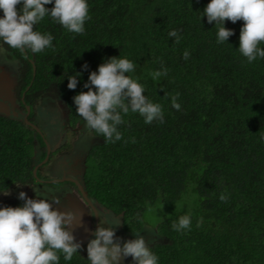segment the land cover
<instances>
[{"label":"trees","instance_id":"16d2710c","mask_svg":"<svg viewBox=\"0 0 264 264\" xmlns=\"http://www.w3.org/2000/svg\"><path fill=\"white\" fill-rule=\"evenodd\" d=\"M0 48L28 119L49 92L72 127L95 118L83 187L125 232L148 206L196 194L140 258L264 264V0H0ZM45 154L22 115L0 114V195L39 183ZM29 209L0 199V264L89 263L50 210L38 223Z\"/></svg>","mask_w":264,"mask_h":264},{"label":"rangeland","instance_id":"374dc122","mask_svg":"<svg viewBox=\"0 0 264 264\" xmlns=\"http://www.w3.org/2000/svg\"><path fill=\"white\" fill-rule=\"evenodd\" d=\"M6 57L5 51L0 48V80H5L8 83V81L11 82V77H13L11 83H16L18 77V66L14 65L13 61ZM6 89L8 90L7 96L8 98L11 97L12 103L9 102L8 98L4 99L6 103L3 110L5 111V114L9 116H18L21 111L19 109L20 103L17 99L18 96L16 92L13 91V86ZM35 103L36 106L39 107L35 109V107L32 106V112L34 113H32V120L36 122L39 129L43 131L48 144L52 145L51 136L53 137V144H62L65 139L71 140L73 134L70 130L72 129V126L70 127L67 122L64 101L60 100L53 92H49V94L40 96L38 98V102ZM43 115L45 116V122H52L54 125L51 123L48 125L41 124L39 120L44 117ZM93 122H95V118L93 117L89 119V122L88 119L83 122V117L79 120L78 129H76V134L73 139L75 142L72 144L73 141L71 140V145H74V147L77 148L80 156H78L76 152L68 155V160H73V163L67 165L66 167L62 164V170L65 168L68 173L75 172L78 175L81 174L85 154L89 146L97 141V137L91 132L89 126V123ZM51 129H53V133L49 131ZM57 131L58 133H56ZM67 132L70 134L69 136L67 135ZM71 148L73 151L74 148ZM37 156L38 155L36 154L34 155V162L36 161ZM56 166L57 160L54 161L53 168L50 171V175H52V177L54 174H58ZM33 185H31L29 192L26 190L27 194H24L33 200V202H31L32 207L30 208L32 221H38L39 219L40 210L38 206L46 204V206L52 210L53 215L63 223L64 227L61 229V234L64 241L76 245L83 253L88 251L92 252V243H94V238L93 235H91V231L94 228V222H96L94 216L95 213L88 205L83 203L77 190L74 189L71 193V190H68V192L67 190L61 191L58 187L49 185H40V187L38 186L39 184ZM23 189L18 185L12 186L0 195V199L10 200L14 198L17 193H20L21 190L23 191ZM195 198L196 194L191 189H188L181 195V197L173 202H157L152 206H148L142 215V227L136 233L125 232L121 228V219L118 215L107 209L105 210V207H101V205L99 206V204H96L98 207L97 212L99 214V226H96L102 234H108L107 236L102 235L103 240L101 241L104 258L107 261V264H143V262H145V264H149L146 259L133 258L135 257L133 254L134 248L150 245L158 240L159 236L156 232L154 224L175 213L177 210L189 207ZM40 201H42V203H40ZM95 230L96 237L98 235L100 237L101 234L97 233L96 227ZM96 257L99 258L97 255ZM98 258L97 261L99 264H104V259L102 260L100 257V261Z\"/></svg>","mask_w":264,"mask_h":264},{"label":"flooded vegetation","instance_id":"af4514ba","mask_svg":"<svg viewBox=\"0 0 264 264\" xmlns=\"http://www.w3.org/2000/svg\"><path fill=\"white\" fill-rule=\"evenodd\" d=\"M6 54V58H8V59H10L11 61H13V58L9 55V54H7V53H5ZM6 61V60H5ZM18 66V65H17ZM20 68V67H19ZM19 68H18V70H19ZM20 74H21V71H20ZM18 79V78H17ZM11 82H12V80H11ZM10 81L7 83V85H8V87H10V86H13V91L14 92H16V94H17V91H18V84H17V81H16V83H11ZM6 91L8 92V90L6 89ZM23 93H24V91H22L21 92V95L20 96H18V98L17 99H19L20 97L22 98L23 97ZM49 94V93H48ZM46 95V94H45ZM43 96V95H42ZM58 97V96H57ZM39 98V97H38ZM38 98L36 99V101L35 102H38ZM59 99L61 100V98L59 97ZM34 102V104H33V106L35 107V109L37 108V107H39V106H36V103ZM27 106V105H26ZM26 106H22L21 104H20V113L18 114V117H20V115H22V117H24L25 116V114H26V118L28 119V115H29V113H30V106H29V112L27 113V109H26V112L24 113V108H26ZM65 107V106H64ZM33 109V108H32ZM65 109H66V107H65ZM66 111H67V109H66ZM23 112V114H21ZM33 113V112H32ZM31 113V118H29L28 119V121H29V124H30V126L32 127V128H34V130H36L37 131V133L41 136V138L43 139V141H44V143H45V149H46V154H45V156H44V158L42 159V160H40V162H36L35 163V165L33 166V169L35 168V166L37 165V168L40 170V173H41V176H36V179L38 178L39 180H37L39 183H33V182H30V183H27L26 184V188H25V186H23L24 187V189H23V191L21 190L20 191V193H17L16 194V196H15V198L17 199V198H25V199H27L28 201H29V203H30V208L32 207L31 206V202H33V200L30 198V197H28V196H25L27 193H26V190L29 192V190H30V188H31V185H33V184H39L38 186L40 187V185H49V186H53V187H58V189H60L61 191H63V190H67V192H68V190H71V193H72V190H74V189H76L77 190V192L79 193V195H80V199L83 201V203L84 204H86V205H88L89 206V208L90 209H92L91 208V206L85 201V199L82 197V195H81V193H80V191H79V188H78V184H76V182H75V180L77 181V182H79L80 184H82V186H83V181H82V174H83V170H84V160H85V157H86V154H85V157H84V159H83V170H82V172H81V174L80 175H78V174H76L75 172H71V173H68L66 170H65V168H64V170H62L61 169V165L63 164L64 165V167H66L67 165H70V164H72L73 163V160H68V158H67V156L68 155H70V154H72V153H77L78 154V156H80V154L78 153V150H77V148H75L74 147V145L72 146L71 145V140L73 141L72 142V144L75 142V140H73L74 139V137H75V134H76V129H78V124L76 125V126H73L72 127V129L70 130V132L73 134L72 135V138H71V140H66L65 139V141H64V143H62V144H53V137L51 136V143H52V145H50V144H48V142H47V140H46V138H45V135H44V133H43V131H41L40 129H39V126H38V124L36 123V122H34L33 120H32V116H33V114ZM44 116V115H43ZM66 116H67V112H66ZM45 120V116L44 117H42L40 120H39V122L41 123V124H43V125H48V124H52V125H54L52 122H50V123H47V122H45L44 121ZM67 122L69 123V126L71 127V125H70V122L68 121V118H67ZM52 130L53 129H51V130H49V131H51V133H53L52 132ZM75 130V131H74ZM56 133H58V131L56 132ZM67 135L69 136L70 134L67 132ZM34 136V139L36 140V141H38L37 140V137H36V133L33 135ZM92 145V144H91ZM90 145V146H91ZM89 146V147H90ZM71 147H73L74 148V150L72 151V148ZM39 149L40 148H34L33 149V151L35 152L34 153V155L36 154V155H38V153H39ZM63 150H65V151H63ZM87 153V152H86ZM59 155V156H58ZM56 156H58V157H56ZM55 160H57V169H58V174H54V176L52 177V175H50V171L52 170V168H53V163H54V161ZM37 168H36V170H37ZM72 179H74V180H72ZM60 183H62V184H60ZM34 186V185H33ZM84 188V187H83ZM74 193V192H73ZM25 194V195H24ZM14 195V194H13ZM88 196V195H87ZM89 197V196H88ZM89 199H90V201L92 202V204L93 205H95V207H96V212L98 211V207L96 206V204L98 205L99 203H97L96 202V200H94L93 198H91V197H89ZM40 203H42V201H40ZM44 203V202H43ZM99 206H100V204H99ZM39 207V210H40V216H39V223H40V221H41V217H42V214H43V209H48V210H50V212L52 213V210L50 209V208H48L47 206H46V204H43V205H39L38 206ZM101 207H102V205H101ZM104 207V206H103ZM109 210V211H111L110 209H108V208H105V210ZM30 210V209H29ZM92 211L94 212V210L92 209ZM112 212V211H111ZM96 215H97V221L96 222H94V228L92 229V231H91V235H93V238H94V243H92V245H93V247H92V252H86V253H83L82 251H80L82 254H84V255H87V258H88V264H99V262L97 261V258L98 257H96V255L97 256H99V260H100V257H101V259L103 260H105V258H104V253H103V246H102V240H103V238H102V235L103 236H107L108 234H102V232L97 228V226H99V223H98V219H99V214H98V212L96 213ZM95 216V215H94ZM31 222H33L32 221V219H31ZM97 225V226H96ZM95 227H96V229H97V233H99V234H101V236L99 237V235L96 237V230H95ZM103 231V230H102ZM104 232V231H103ZM73 246H75V247H77L76 245H73ZM78 248V247H77ZM139 247H137V248H134V250H133V254L135 255V257H133V258H135V259H143V258H140L137 254H136V251H137V249H138ZM94 253V254H93ZM123 257V256H122ZM101 261V260H100ZM104 264H107V261L105 260V262H104ZM143 264H145V262H143Z\"/></svg>","mask_w":264,"mask_h":264},{"label":"water","instance_id":"95a60500","mask_svg":"<svg viewBox=\"0 0 264 264\" xmlns=\"http://www.w3.org/2000/svg\"><path fill=\"white\" fill-rule=\"evenodd\" d=\"M5 6H6V4L3 6V8L2 9H4L5 8ZM33 71H34V66H33ZM11 80H13V77H11ZM2 81H3V85H2ZM9 82V81H8ZM5 85H6V87H5ZM6 88H9L8 87V85H7V82L5 81V80H0V114L1 115H6V116H9V115H7V114H5V111L3 110L4 108L3 107H5L4 105H5V103H6V101H4V99H7L8 98V93H7V91H6ZM9 99V102H11L12 103V99H11V97L10 98H8ZM8 102V103H9ZM26 109H27V113L29 112V106L27 105L26 106ZM24 120H25V122L26 123H29V121H28V119L26 118V114H25V116H24ZM35 170H36V167L34 168V170H33V174L35 175ZM36 176V175H35ZM37 180H39L38 178H37ZM72 180H74V179H72ZM75 182H76V184H78V188H79V191H80V193H81V195H82V197L85 199V201L91 206V208L94 210V213H95V219H96V221H97V215H96V207H95V205H93L92 204V202L90 201V199H89V197L87 196V194H86V192H85V190H84V188H83V186H82V184H80L79 182H77L76 180H75ZM37 214H38V210H37ZM104 262H105V260H104Z\"/></svg>","mask_w":264,"mask_h":264},{"label":"clouds","instance_id":"9594fccd","mask_svg":"<svg viewBox=\"0 0 264 264\" xmlns=\"http://www.w3.org/2000/svg\"><path fill=\"white\" fill-rule=\"evenodd\" d=\"M35 167L37 168V165H36ZM33 170H34V169H33ZM33 170H32V171H33ZM35 173H36V170H35ZM26 184H27V183H18L17 185H18V186H21L22 189H23V186H25V188H26ZM12 186H14V184L11 185L10 187H12ZM10 187H9V188H10ZM9 188H8V189H9ZM15 196H16V195H15ZM14 199H16V198L14 197V198H12V199H10V200H14ZM52 214H53V213H52ZM29 215H30V210H29ZM53 216H54V215H53ZM30 217H32V216H30ZM54 217H55V216H54ZM55 218H56V217H55ZM56 219H57V218H56ZM57 220H58V219H57ZM59 221H60V220H59ZM33 222H38V223H39V219H38V221H33ZM60 222H61V221H60Z\"/></svg>","mask_w":264,"mask_h":264}]
</instances>
